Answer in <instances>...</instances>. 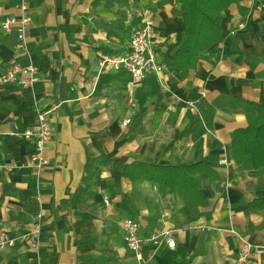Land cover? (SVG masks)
<instances>
[{
    "label": "crops",
    "instance_id": "crops-1",
    "mask_svg": "<svg viewBox=\"0 0 264 264\" xmlns=\"http://www.w3.org/2000/svg\"><path fill=\"white\" fill-rule=\"evenodd\" d=\"M24 13L31 26L23 46L16 33L0 32V77L13 63H33L40 83L34 92L0 86V232L15 240L0 250V264H234L244 243L263 250L246 264H264V211L251 206L264 198V172L240 169L231 151L233 133L256 116L251 104L264 108V0L224 12V42L202 53L184 81L172 57L185 31L175 0H0V21ZM147 18L163 71L129 94L131 75L98 63L124 54ZM202 99L213 120L183 136ZM48 111V165L36 179L35 141L23 133ZM202 161L220 179L201 176L209 207L189 224L177 192L162 199L156 184L132 182L116 164ZM94 162L95 193L82 202ZM126 219L141 224L143 238L167 236L146 243L139 260L124 240Z\"/></svg>",
    "mask_w": 264,
    "mask_h": 264
},
{
    "label": "trees",
    "instance_id": "trees-1",
    "mask_svg": "<svg viewBox=\"0 0 264 264\" xmlns=\"http://www.w3.org/2000/svg\"><path fill=\"white\" fill-rule=\"evenodd\" d=\"M242 1L175 0L179 6L180 16L184 20L185 31L183 40L172 57L183 81L189 79L202 53L224 42L223 14L232 5L240 6ZM242 12L246 14L243 9ZM251 106L256 110V116L248 127L233 133L231 151L240 169L264 172V108L254 104ZM196 108L199 115L194 125L183 136L197 131L203 121L210 124L214 118L215 109L206 100L198 101ZM109 162L110 160L106 159L99 165L105 166ZM116 164L123 169L124 177L130 181L146 180L156 184L162 199H168L177 192L182 203L180 213L186 224L199 220L206 214L204 210L209 207V201L200 184L201 176L208 175L211 182L220 179L217 171L204 161L168 166L142 162ZM97 171V162L88 167L86 187L81 193L82 202H89L94 196ZM251 206L264 211V198L254 200Z\"/></svg>",
    "mask_w": 264,
    "mask_h": 264
},
{
    "label": "built area",
    "instance_id": "built-area-1",
    "mask_svg": "<svg viewBox=\"0 0 264 264\" xmlns=\"http://www.w3.org/2000/svg\"><path fill=\"white\" fill-rule=\"evenodd\" d=\"M24 9V7H22ZM154 21L151 18L145 20V24L132 32L127 51L121 55H113L101 58L98 66L103 71L107 68L113 70L125 69L132 77L129 94H133L135 87L140 85L146 77L151 74H160L162 66L157 62V55L154 48ZM31 26L30 17L24 13L20 17L5 18L0 21V32L10 35L16 33L20 46L24 45L28 30ZM40 83V68L30 63L26 66L18 63L9 65L4 74L0 77V86L18 85L23 90L35 91V87ZM193 106V104H190ZM129 121L124 122L127 125ZM53 133L51 123V111L39 112L38 121L34 127L27 129L23 133L25 140H34L35 148L31 156L30 168L32 175L39 179L42 171L48 165L45 157V150L51 140ZM124 240L127 248L136 257L142 259V248L148 242L159 244L161 239L167 235H153L149 239L141 236V224L134 219L123 221ZM170 248L175 247L173 239H167ZM15 246V240L10 238L5 231L0 232V250H5ZM254 253H263L262 249L255 248L251 244L244 243L234 261V264H246Z\"/></svg>",
    "mask_w": 264,
    "mask_h": 264
}]
</instances>
